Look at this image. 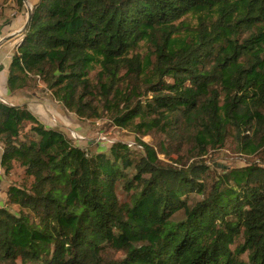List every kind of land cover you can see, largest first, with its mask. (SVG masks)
<instances>
[{
    "label": "trees",
    "instance_id": "trees-1",
    "mask_svg": "<svg viewBox=\"0 0 264 264\" xmlns=\"http://www.w3.org/2000/svg\"><path fill=\"white\" fill-rule=\"evenodd\" d=\"M38 81L78 116L131 129L144 155L88 153L0 100V167L33 178L0 207V264H264V164L212 180L140 140L190 137L204 156L234 130L244 153L264 150V0H38L7 87Z\"/></svg>",
    "mask_w": 264,
    "mask_h": 264
},
{
    "label": "rangeland",
    "instance_id": "rangeland-1",
    "mask_svg": "<svg viewBox=\"0 0 264 264\" xmlns=\"http://www.w3.org/2000/svg\"><path fill=\"white\" fill-rule=\"evenodd\" d=\"M37 1H24V5L21 7L16 0H0V40L2 41L0 43V100L13 105L26 104L46 127L63 131L74 145L88 153L107 151L114 143L123 142L144 155L142 146L137 140L138 137L131 129L119 128L108 115H103L102 118L78 116L58 102L42 81L21 91L14 93L9 91L7 87L8 68L22 36L12 37L9 40H5V38H9L25 27L29 11L33 10ZM183 20L193 27H196L198 23V19L194 16ZM149 53V43H140V46L135 50V55L141 60ZM100 71V67H97L91 74L95 83L96 76ZM126 72L127 69H123L121 75L124 76ZM127 82L131 84V81L125 77L119 81L120 84H123V89L127 87ZM140 140L155 148L162 166L188 168L194 164H204L210 168L208 178L212 180L234 168L264 164V150L256 155L244 153L234 130L230 131L224 146L215 149L209 148L204 156L199 153L190 137L172 141L167 134L156 131L145 136L141 135ZM1 153L2 144L0 143V156ZM32 182L33 178L28 177L24 168L19 164H15L14 170L8 176L0 167V207L6 206L7 192L11 186L28 188ZM12 208L13 211L17 210L14 206ZM117 258H122V254Z\"/></svg>",
    "mask_w": 264,
    "mask_h": 264
},
{
    "label": "water",
    "instance_id": "water-1",
    "mask_svg": "<svg viewBox=\"0 0 264 264\" xmlns=\"http://www.w3.org/2000/svg\"><path fill=\"white\" fill-rule=\"evenodd\" d=\"M24 1H27V0H24ZM32 14H33V10L30 9L29 14H28L27 23H26L25 27H24L22 30H20L19 32H17V33H15V34H13L12 36H10L9 38H5V40H9L10 38H12V37H16V36H22L23 32L25 31V29H26V28L28 27V25H29V22H30V19H31V17H32ZM1 42H2V41L0 40V43H1Z\"/></svg>",
    "mask_w": 264,
    "mask_h": 264
}]
</instances>
